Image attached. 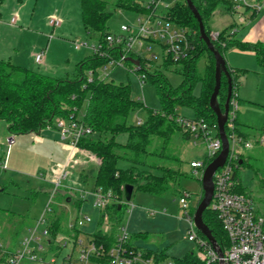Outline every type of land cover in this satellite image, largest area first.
Wrapping results in <instances>:
<instances>
[{"label": "trees", "instance_id": "trees-1", "mask_svg": "<svg viewBox=\"0 0 264 264\" xmlns=\"http://www.w3.org/2000/svg\"><path fill=\"white\" fill-rule=\"evenodd\" d=\"M193 2L202 16L206 32L210 37L212 29L208 19L214 11L221 6L229 12H234L229 0H193ZM114 5L116 9L141 14H148L153 9L150 2L145 4L141 0H115ZM107 6V0H81L82 20L87 36L94 37L97 42L105 43L106 36L115 31L110 30L108 26L113 12L108 10ZM165 16L177 25L190 30L191 38L187 47V56L176 59L172 54L165 52L163 44L161 45L163 60L160 65L141 55L131 54L140 60L141 68L138 72H145L146 79L152 80L156 85L160 98L159 108L148 107L140 99H136L132 94L130 83L105 79L100 69L108 63V59L95 52H91L76 64L77 72L74 77L52 76L0 56V119L7 122L9 132L16 134L36 132L52 125L54 117L69 118L72 113L92 128L91 133L81 136L78 145L99 159L95 187L112 191L113 199L100 210L98 228L90 235L93 240L104 244L107 249L116 245L118 241L121 218L127 205L124 202L125 184H132L134 191L142 190L157 195L173 192L181 196L187 192L179 186L183 170L180 166L168 163V159H175L179 163L178 158L168 153L175 131L180 129L183 130L185 137L191 136L190 130L184 128L178 121L180 117L178 107H190L194 112L192 118L204 119L219 136L217 115L210 106V98L216 83L215 55L201 38L199 22L186 0H174ZM234 28L235 25L232 24L219 31L217 38L211 37L218 50L223 55L232 48L253 50L258 63L264 67V42L242 41L236 37L238 30L233 31ZM202 57L205 59V68L203 72H200L198 63ZM125 64L130 68L133 67L132 62L128 60ZM178 64H182L179 69L182 70L184 78L178 86L173 87L164 70ZM227 68L232 78L231 100L236 98L240 103L237 93L239 79L247 74L248 70L229 65ZM198 81L201 82V92L195 95L193 89ZM228 88V78L223 73L218 94V102L222 110L227 100ZM86 99L85 111L78 118ZM137 109L145 111V118L140 123L130 122V114ZM233 122L232 128L228 123L225 125L227 135L234 131L238 136L247 139L255 131H260L261 135L264 134V125L256 128L245 124L239 120L238 113ZM124 132L127 134V140L118 141L117 136ZM214 158L206 155L203 161L207 165ZM120 159L126 160L129 165L120 166ZM236 161L238 163L235 170L238 181L236 191L251 195L242 184L238 171L244 165L250 167L252 165L241 154ZM256 170L258 172L259 168ZM261 182L264 190V178ZM55 198L57 201L61 195L58 192L55 194L46 215L49 232L46 241L49 244L48 249L53 251L61 247L56 242L61 233L77 238L80 232V229L72 230L69 227L67 231H64L62 222L65 215L59 211L58 201L54 202ZM196 207H191L193 214ZM1 212L8 211L0 208ZM5 214L17 218V224L8 237L0 236L10 238L15 243L20 233L22 219L11 212ZM105 220L106 224H109L108 231L101 227ZM204 220L211 228L218 244L225 250L228 246V237L217 213L211 207L204 212ZM139 234L129 235L125 242L128 250L140 253L142 261H139V264H165L167 261H172L173 264H219L217 261H207L195 251L168 259L165 249L151 250L135 245L132 239ZM200 234L206 238L201 232ZM14 251L12 246L0 248V263L6 262L7 256ZM106 259L107 257H103L101 261Z\"/></svg>", "mask_w": 264, "mask_h": 264}, {"label": "rangeland", "instance_id": "rangeland-1", "mask_svg": "<svg viewBox=\"0 0 264 264\" xmlns=\"http://www.w3.org/2000/svg\"><path fill=\"white\" fill-rule=\"evenodd\" d=\"M141 1L146 4L153 0ZM173 1L174 0H162V4H171ZM107 2L108 10L113 12L108 21L110 30H118L120 24L123 22H133L136 12L116 9L114 5L115 0H107ZM62 3L64 4L63 1ZM62 3H59V6ZM73 3L74 0H70V2L66 4L68 6L66 7L65 5L64 8L70 15L69 22L65 23L64 28H60V25L56 24V30L52 33V37H50V33H46L45 42H43V46L47 43V39H51L52 44L58 43L56 44V50L53 55L49 56L50 64H47V67H52L56 63V70H60L56 73V77L66 76L67 74H69L70 77L75 76L77 72V61L76 59L74 61L72 59L73 52L80 51V59H83L85 55L92 52L91 48L87 46H83L80 50L75 48V38L78 37L76 41L83 43L87 41V35L84 30L82 12H79L80 1L77 0L75 4V7L79 6L78 12L80 14L78 15L73 11ZM37 7L36 12L38 16H45L49 10L56 8V0H39ZM244 14L248 15L249 13L247 14V12H245ZM238 17L239 12H229L220 6L209 17L208 24L212 31L215 32H219L233 24L238 30L237 35H239L245 31L248 23L244 22L240 24ZM12 25L18 27L20 31H22V27H24L25 30L19 33V30L12 29V32L8 33L7 39H0V45L6 44L5 47L9 51V53H6L5 50H2L0 55L16 63L18 59L16 58L15 48H19L21 52L27 53L31 47L30 41L32 39L29 34L31 30L26 27V24H21L18 21L16 24ZM63 29L66 30L64 31ZM77 33L78 35H74ZM89 41L91 43L96 42L94 37H91ZM51 45L49 44L47 52L51 50ZM3 47L4 46L1 48ZM133 48L137 50L143 58L151 59L156 65L162 63V47L157 41L146 40L143 41V46L136 43ZM231 53L232 51H227V57H230L232 55ZM249 62L252 63V57L251 60L247 58L244 63L249 64ZM20 65L35 70L38 68V70L40 69L39 71L46 72L44 70L46 66L42 63L36 64L35 61L32 65H29V63H26V65L20 63ZM198 65L200 72H203L205 68V59L203 57L200 58ZM181 67L182 64H178L164 70L173 87L178 86L184 78L182 70L179 69ZM100 73L107 80L130 83L132 94L136 99H140L148 107L159 108L160 98L156 85L150 79L141 81L140 76L142 73L139 72V74H137L138 72L136 73L134 68H128L127 65L123 63H109L100 69ZM238 87L239 97L241 99L238 107L239 120L245 124L261 128L264 125V67L257 64L256 69H252L248 75L239 79ZM193 92L195 95L200 94V81L196 83ZM86 104L87 99L81 108L78 118H80L85 111ZM177 111L180 116L187 118H192L194 116L193 110L188 106H179ZM144 118L145 111L143 109H137L130 114L129 121L137 123ZM57 121L58 117L56 116L53 119V124H57ZM211 134L215 136L216 131L213 130ZM9 135L10 132L7 130L6 121L0 119V156L2 158L7 151L6 137ZM15 135L17 141H20L21 137L24 136L23 134L16 133ZM117 140L125 142L127 140V134L125 132L121 133L117 136ZM30 141L28 140L27 144L23 143V145L19 146V149L15 151L16 155L14 154L13 157L10 155L12 148L10 149L7 168H3L0 163V208L21 217L22 221L20 223L18 242L22 241L26 235L30 234L29 226L33 225L37 219L39 220L46 210L50 196L53 193L52 189L54 185L46 183L45 180L54 176V169L55 167L57 169L58 164L57 158L54 160L53 158L50 159V149H48L46 145ZM247 141L251 143V146L248 147L242 142H234L231 140V150L241 154L242 157L252 165V167L246 165L240 167L238 176L242 184L253 197L256 209L264 213V190L262 189L263 187H261V179L264 178V134L261 135L260 131L252 132L251 135L247 137ZM77 148L79 151L82 150L90 154L79 145ZM168 153H171L179 159V163H177L175 159H168V163H172L173 166H180L183 170V175L179 180V186L181 189L189 192V203L195 208L204 195L201 179L203 169L199 168L198 173H195V169L191 166V162L193 160L202 162L205 159L207 145L202 138H194L193 136L189 138L185 137L183 130L179 129L175 131L172 137ZM92 163L94 169L92 171L91 168V172H89V170L86 171V173H88L86 174L88 176L86 180L84 179V174L79 172L80 167L78 166L79 168L71 169L68 167V169H64L70 170V176L68 179L64 178L62 181L63 185L71 183L69 184L70 186L84 189L87 193L90 192V194L86 195L85 200L82 201L84 204L81 208L82 210L75 205V197L66 203L69 211V220H75L77 214L79 218L84 215H89L91 218L90 221H85L80 227L79 237L83 239L85 243H87L91 233L97 230L100 219V211L99 208L94 205V195L92 194L95 188V176L99 166V159L95 157ZM119 165L126 167L129 163L126 160L120 159ZM258 168L259 171L257 172L256 169ZM76 182L79 183L78 185L80 186L76 185ZM57 192L60 195L64 194L60 189L57 190L56 193ZM179 197V194L173 192L157 195L142 190H135L129 201L124 200L127 205L123 210L120 226L126 228L128 236L136 234L139 231L147 230L146 237L137 236L132 239L133 243L138 244L140 247L143 246V244H150L156 248L157 246L164 247L168 244V259H172L174 256H182L190 250L204 257V252L199 249L194 242L188 239L189 222L184 215V209L179 201ZM57 201L55 198L54 202ZM132 203H134L136 207L132 211H129L128 208H130ZM149 211H153L154 214H151ZM8 212L5 213L8 214ZM5 213H0V235H6L8 237L11 231L15 229L17 218L6 215ZM101 227L105 231L109 230V224H106V220L102 223ZM121 227L118 232L119 235L123 233ZM42 228V225H40L39 230ZM0 241L3 244L7 243L5 236H0ZM65 241L67 242L66 245H64ZM56 242L61 247L53 251V249H48L49 244L46 239H43L42 243L45 248L44 257L47 262H52L51 260L54 258L56 259V263L60 264L63 257L72 252L74 240L71 238L70 234L61 233ZM78 248L79 245L75 244V253H77Z\"/></svg>", "mask_w": 264, "mask_h": 264}, {"label": "built area", "instance_id": "built-area-1", "mask_svg": "<svg viewBox=\"0 0 264 264\" xmlns=\"http://www.w3.org/2000/svg\"><path fill=\"white\" fill-rule=\"evenodd\" d=\"M229 1L232 3L234 12H239L238 21L240 24L244 23L249 17L244 14L245 12L254 13L264 7V0ZM150 4L153 7L150 13L141 14L136 12L133 22L121 23L118 30L106 36L105 43L97 41L91 43L88 40L83 43L75 41V47L77 49L83 46L90 47L92 52L107 58V64L123 63L125 65L127 57L129 56L138 59L136 56H132V53L140 55L137 50H134V45L138 43L143 46V41L151 39L150 41H157L160 45L163 44L165 52L172 54L176 59L185 58L188 53L187 47L191 38L190 30L166 18V12L172 3L163 5L162 0H153ZM51 23L59 24L60 22L58 19L53 18L51 19ZM235 30L236 27L233 31ZM218 36L219 32L212 31V38L215 39ZM44 59V50L35 53L37 63H43ZM132 68L137 73L141 68V63L139 65L133 64ZM89 73L91 74V71ZM140 73H142L140 76L141 81H144L146 79V73ZM238 107V100L236 98L230 99L227 123L231 128L234 124L233 119L237 116ZM178 121L184 128L190 130L191 136L204 139L207 145L206 155L208 157L213 158L219 155L222 150L221 138L216 134L212 136L211 132L213 129L204 119L180 116L178 117ZM138 122L140 123L141 120ZM57 126L60 129L61 138L74 148L78 147V142L82 135L92 132V128L77 119L74 113L69 118L58 117ZM228 138L230 142L231 140L234 142L239 141L244 143L245 146H251V143L247 139L238 136L234 131L228 135ZM15 142L16 135L10 132V135L6 137L7 151L1 163L3 168L7 167L9 151ZM238 156L239 153L231 150L230 143V153L226 163L218 168L214 174V194L209 206L217 213V217L227 234V248L225 250L222 249V256L219 255L212 243L207 238H204L200 234V231L195 228L194 214L190 210V194L189 192H184L179 197V201L184 209V215L189 222L188 239L194 242L204 252L205 255L203 258L209 262H220V260H223L227 264H264V213L256 209L254 199L251 195L241 194L236 191L238 181L235 177V170L238 167L236 161ZM191 166L195 169V173H198V169L202 168L204 170L206 164L204 161L199 162L194 160L191 162ZM68 177V170H63L57 177L52 197L46 207V212L49 210V205L56 191L63 187V179H68ZM83 193L85 195L90 194V192L87 193L85 190ZM92 194L94 195V205L100 210L104 209L113 199L112 191L104 190L102 187H95ZM134 207L135 204L132 203L128 210L132 211ZM150 212L154 213L153 211ZM90 220L89 215H84L80 218L77 217L68 223V227L72 230L80 229L85 221ZM40 225L43 228L39 230ZM121 230H123V233L118 236L116 245L109 249L91 237L85 243L79 236L75 238L70 235L74 240L73 250L63 257L60 264H139L138 262L142 261L140 253H134V251L128 250L125 242L129 236L124 226L121 227ZM29 231L30 234L22 239L20 247L7 256V263L19 264L24 259L33 261L45 260L41 254H44L45 251L42 243L43 239H47L49 233L46 216L42 215ZM66 244L67 242L65 241L64 245ZM75 244L79 245L77 253L74 251ZM2 247V243L0 242V248ZM103 257H107L106 261H101ZM51 261V263L56 262L54 258ZM165 264H173V262L167 261Z\"/></svg>", "mask_w": 264, "mask_h": 264}, {"label": "crops", "instance_id": "crops-1", "mask_svg": "<svg viewBox=\"0 0 264 264\" xmlns=\"http://www.w3.org/2000/svg\"><path fill=\"white\" fill-rule=\"evenodd\" d=\"M62 1L64 2V4L62 3ZM79 1H80V7H81V0H79ZM68 2H70V0H56V8L49 10L45 14V16H38V13L36 11L38 8L37 5L39 3V0H0V39H7L8 33H11L12 29H15L18 31L19 28L12 25V24H16L18 21L21 24H26L27 25L26 27H28L29 30H31V31H29V34H30V37L32 40L30 41L31 47H30L29 51L27 53H25V52H21V50L19 48H15L16 49V58L18 59V60H16V63H19V64L21 63V64H25V65H26V63H29V65H32V64H34V61L36 62L35 53L39 52L40 50H44L45 51V59H44V62L42 63L46 66L44 68V70L46 72H44V73L50 74L52 76H56V73H58V71H60V70H56V68H57L56 63L52 67H47V64H50L49 56L53 55V53L56 50V44H58V43L56 42V43L52 44L51 39H47V43L43 46V42H45V36L47 35L46 33H50V36H52L53 35L52 33H54V31L56 30V26H55L56 24L51 23V19H53V18L58 19L60 22L59 23L60 28H64L65 23L69 22L70 15H69L68 11H66L64 9L65 5ZM59 3H62L63 5L61 4L59 6ZM76 3H77V0H74L72 8H73V11L75 12V14L78 15V14H80L79 12H82V11H81V8L78 6L79 7V12H78V7L77 6L75 7ZM53 4H55V3H53ZM67 6L68 5H66V7ZM70 7H71V5H70ZM247 17H248V19L245 22L248 23V26L246 27V29L243 33L236 35V37L242 41L249 42V43H256L259 41L264 42V7L262 9H260V11H257L254 13H249L247 15ZM21 29H22V31L25 30L24 27H22ZM63 30L65 31L66 29H63ZM84 30H85V28H84ZM22 31L19 30V33ZM85 33L87 35L86 30H85ZM74 35H78V33L74 34ZM76 39H78V37L75 38V41H76ZM89 39L87 36L88 41H89ZM49 44L50 45L52 44L50 47L51 50L47 52ZM2 46L5 47L6 44L0 45V52L2 50H5L6 53H9L7 48L6 47L1 48ZM80 49H82V47L79 48V50ZM227 51H232V53H231L232 55L230 57H227V55H226ZM227 51L224 54L227 65H229L231 67L243 68V69L248 70V73L242 77H245L246 75H248L252 71V69H256L257 64H259L257 61V58H256V54L253 50H241L238 48H232V49H229ZM79 52H73L72 53V59H73V61L76 59L77 63L81 60L79 58V55H80ZM89 54H91V53H89ZM89 54H87V55H89ZM87 55H85V56H87ZM251 57H252V63L251 62H249V64L244 63V62H246L247 58L251 60ZM24 61H26V62H24ZM36 64H37V62H36ZM36 69L38 70V68H36ZM66 76H69V74H67ZM237 93L239 96V87H238ZM239 101H241L240 97H239ZM7 130L9 132L8 126H7ZM23 135L24 136L21 137L20 141L16 140V142L12 145V147H11L12 150H11L10 155L12 157L14 154L16 155L15 151L18 150L19 146L23 145V143L27 144L28 140L29 141L31 140L30 142H38L40 144L46 145L48 147V149H50V159L53 158V160H54L57 158L58 164H57V169H56V167L54 169V176L53 177L46 179V180L43 178L42 179L45 180L46 183L54 185V187H55V182H56L57 177L60 175V173L64 169H68V167L73 169V168H77L79 166L80 167L79 172L81 174H84L85 180L88 178V176L86 175L88 173H86V171L89 170V172H91L90 169L92 168V171L94 169L93 168L94 165L92 162L95 160V157L93 155L86 153L85 151H82V150L79 151L78 148H74L68 142L64 141L61 138L60 129L58 128L57 124H52V125H49V126L42 128L39 131L28 132V133H25ZM31 135H32V137H31ZM2 159L3 158L0 156V163H2ZM7 164H8V161H7ZM7 167H8V165H7ZM68 172H69V176H70V170H68ZM74 175H75V173H74ZM76 180H79V179H76ZM69 184H71V183H69ZM69 184L63 185V187L61 188V190L64 192L63 195L61 194V198L63 200L60 198L58 200V203H57L59 208H60L59 211H61L65 215L64 216L65 219L62 222V227H63L64 231H67L68 223L70 221H72V220H69V211H68V207H67L66 203L71 201L72 198L75 197V199H76L75 205L78 208H80V210H82L81 208L84 205L82 203V201L85 200V197L87 195V194L85 195L83 193L84 189H81V188L75 187V186L73 187V186H70ZM78 184L79 183L76 182V185H78ZM78 186H80V185H78ZM52 190L54 191V188ZM203 193H204V191H203ZM55 194H54V196H55ZM51 197H52V194L50 196V199H51ZM200 198H201V196H200ZM135 207H136V205H135ZM135 207L133 209H135ZM190 207H192V206L190 205ZM99 211H100V209H99ZM47 213L48 212H46V210H45L42 215L46 216ZM151 214H154V213H151ZM76 216L78 217L79 215L77 214ZM37 221H38V219L36 220V222ZM35 223L33 225H35ZM33 225L29 226V230ZM138 233H140L138 235L140 237H146L147 236V230L139 231ZM20 245H21V241L18 242V240H17L14 243V241L12 239L7 238V243L4 244L3 246L4 247H11L12 246V248H14L16 250L20 247ZM135 245L139 246L138 244H135ZM167 246H168V244H166L164 247L157 246L155 248V247L151 246L150 244H143V246H141V247L146 248V249H151V250H163V249H165L167 252ZM44 250H45V248H44ZM190 251H193V250H190ZM41 256L44 257L45 254L42 253ZM44 259H45V257H44ZM0 264H9V263L1 262ZM19 264H57V263L56 262L51 263V262H47L45 260H34L33 261L30 259H24Z\"/></svg>", "mask_w": 264, "mask_h": 264}, {"label": "water", "instance_id": "water-1", "mask_svg": "<svg viewBox=\"0 0 264 264\" xmlns=\"http://www.w3.org/2000/svg\"><path fill=\"white\" fill-rule=\"evenodd\" d=\"M188 6L194 13L195 17L197 18L199 22V32L201 38L206 42L209 49L214 53L215 55V77H216V83L214 87V91L210 98V106L214 110V112L217 115V124H218V134L222 141V150L219 153L217 157H215L210 163L206 165V167L203 170L202 174V185H203V191L204 195L198 206L196 207V210L194 212V222L196 225V228L212 243L214 248L217 250L219 255L222 256L223 251L220 245L218 244L216 238L213 235V232L209 225L204 220V212L206 209L210 206V203L213 198L214 194V174L217 171L218 168L222 167L229 156L230 153V141L226 132L225 125L228 120V114H229V108H230V99L233 92V86H232V78L230 76V73L227 68V62L224 57V55L218 50L214 42L212 41L211 37L207 34L205 25L202 19V16L194 4L193 0H186ZM127 60L132 62L133 64L139 65L140 60L134 58V57H127ZM225 73L228 78V96L227 100L224 105V110H222L219 102H218V94L220 92L221 88V79L222 74ZM242 162V160H240ZM134 191V186L132 184H125L124 186V198L125 200L129 201L132 197ZM219 264H227L225 261L220 260Z\"/></svg>", "mask_w": 264, "mask_h": 264}]
</instances>
